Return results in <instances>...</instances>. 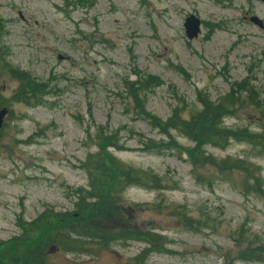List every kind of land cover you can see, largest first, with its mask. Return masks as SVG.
<instances>
[{
    "label": "rangeland",
    "instance_id": "rangeland-1",
    "mask_svg": "<svg viewBox=\"0 0 264 264\" xmlns=\"http://www.w3.org/2000/svg\"><path fill=\"white\" fill-rule=\"evenodd\" d=\"M189 15L201 22L192 40ZM251 16L264 23L259 0H0V242L44 210H73L71 190L88 183L77 168L96 153L87 135L100 127L116 133L118 149L107 150L116 160L157 176L160 190L133 186L121 198L138 207L131 227L152 228L168 253L142 259L146 245L124 241L89 255L54 251L44 264H260L237 260L264 249V31ZM11 69L41 85L38 103L14 99ZM146 77L157 86L130 97L127 83ZM229 95L223 127L244 133L204 150L241 159L238 171L193 167L195 145L147 119L165 122L178 108L187 121L204 98ZM177 207L193 220L180 221Z\"/></svg>",
    "mask_w": 264,
    "mask_h": 264
},
{
    "label": "trees",
    "instance_id": "trees-1",
    "mask_svg": "<svg viewBox=\"0 0 264 264\" xmlns=\"http://www.w3.org/2000/svg\"><path fill=\"white\" fill-rule=\"evenodd\" d=\"M9 74L19 85L13 96L16 101L26 104L33 100L39 102L41 85L35 84L27 73L17 69H11ZM155 82V79L150 77L140 78L136 83H127V92H130V97L137 99L138 92L157 86ZM235 87L247 92L242 84H235ZM201 102V111L192 113L187 121L180 118L178 108L172 109L171 117L165 122L156 121L149 115L147 119L160 135H166L171 130L179 131L195 145L188 152L193 167L195 162L205 160V164L216 166L221 173H225L226 170L228 172L240 170L244 166L241 159L229 157L217 159L206 155L204 150L205 146L224 149L229 141L236 140V135H243L244 131H234L223 127L222 124L224 116L235 106L234 100L229 95L215 102L207 98ZM86 132L88 133V129ZM87 136L92 141L96 153L94 156L89 155L85 163L77 168L88 177V183L86 189L71 190V196L75 201L73 210L62 213L56 212L53 208L47 209L29 224L18 225L21 229L18 238L7 243L0 242V264H34V260L37 264H44L43 259L53 248L64 254L89 255L91 250L108 248L112 243L124 241L145 244L146 249L140 254L142 259H146L152 253H168L165 250L168 243H162L163 239L152 228L138 230L131 227V223H135V212L138 207L126 204V207L123 206L121 198L122 193L133 186L160 190L161 185L157 176L150 171L142 172L127 166L107 152L108 148L118 149L116 133L107 135L104 128L97 127L93 136L90 134ZM246 137L248 138L247 135ZM160 145L162 144H155L152 150H157L158 153L172 150ZM177 208L180 209L178 210L180 221L193 220L186 211ZM201 221L203 220L196 223L201 225ZM256 251L255 254L245 249L241 251L237 260L264 264V249L260 247ZM227 264H233V261Z\"/></svg>",
    "mask_w": 264,
    "mask_h": 264
},
{
    "label": "water",
    "instance_id": "water-1",
    "mask_svg": "<svg viewBox=\"0 0 264 264\" xmlns=\"http://www.w3.org/2000/svg\"><path fill=\"white\" fill-rule=\"evenodd\" d=\"M263 5H264V0H261ZM185 24H184V30L186 31V36L189 40L197 38V35L200 33L199 31V26H200V21L193 16H189L185 19ZM250 21L255 25H257L260 29H264L262 22L257 18H251ZM7 114V109L2 108L0 111V128L3 123V118Z\"/></svg>",
    "mask_w": 264,
    "mask_h": 264
}]
</instances>
